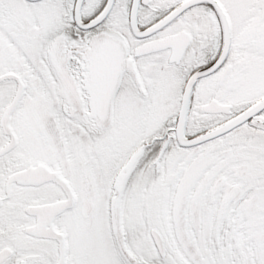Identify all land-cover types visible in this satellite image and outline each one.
Here are the masks:
<instances>
[{
    "label": "flooded vegetation",
    "instance_id": "af4514ba",
    "mask_svg": "<svg viewBox=\"0 0 264 264\" xmlns=\"http://www.w3.org/2000/svg\"><path fill=\"white\" fill-rule=\"evenodd\" d=\"M189 1L0 0V36L6 46L15 48L14 38L19 37L33 48V60L26 59L23 65H14L9 57L2 61L0 55V264H91V247L80 241L79 227L98 215V199L108 206L119 171L110 168L114 131L124 143L122 149L130 137L146 132L159 133L164 141L175 137L180 103L194 75L213 69L194 87L186 128L189 139L237 118L264 98L262 91L243 103L234 102L242 73L253 71L250 64L263 66L264 1L247 0L250 10L238 23L228 0H218L232 23V46L226 57L220 14L207 2L184 7ZM115 48L120 63L116 76L111 74L115 67L108 64L114 63ZM35 90L46 92L55 102L60 132L45 119L36 130L26 118ZM201 90L211 95L200 106L196 100ZM212 102L229 108L210 112L205 108ZM94 104L100 106L93 111ZM263 122L264 111L241 128L254 127L257 132ZM228 136L218 140L224 142ZM35 142L41 153L34 149ZM142 142L135 139L132 152ZM160 150V145L154 148L133 182ZM220 163L224 164L215 165ZM234 170L226 171L217 185L222 181L225 187ZM93 171L97 174L90 177ZM259 175L257 182L262 183L264 170ZM92 185L103 186L95 188H103L102 198L95 199ZM235 185L242 189V198L254 190L249 180ZM229 190L218 188L214 200L221 196L227 200ZM104 216L117 262L126 264L114 248L108 208ZM131 239L139 251L134 253L138 262L143 252L128 235L129 244Z\"/></svg>",
    "mask_w": 264,
    "mask_h": 264
},
{
    "label": "rangeland",
    "instance_id": "374dc122",
    "mask_svg": "<svg viewBox=\"0 0 264 264\" xmlns=\"http://www.w3.org/2000/svg\"><path fill=\"white\" fill-rule=\"evenodd\" d=\"M264 1V0H261ZM247 0H228L230 9L234 10V20L240 23V21L247 16L249 8H247ZM261 7H264V2ZM260 7V8H261ZM249 9V10H248ZM257 12V10H256ZM235 23V22H234ZM250 34V32H248ZM251 37V35H250ZM3 36H0V55L2 61H5V57H9L10 61L14 65H23L22 62L26 59H32V50L30 48V42L19 37H15V48H9L6 46ZM6 50V51H5ZM2 61L0 60V66ZM35 65L39 66L36 59ZM17 63V64H15ZM26 63V62H25ZM24 63V64H25ZM253 71H249L246 78H244L240 84L238 90L237 99H234L235 103H243L244 101L255 97L258 93L264 91V60L262 64L251 66ZM259 70V71H256ZM32 80L36 82L37 78L32 76ZM237 86V85H236ZM234 86V87H236ZM40 88V87H39ZM211 89H209L210 91ZM211 94H208L206 90H201L198 93L196 102H200V106L209 99ZM32 99L26 106V118H29L36 130L37 124L45 119L49 120L56 129L60 132L62 130V123L60 121L59 110L52 100L50 95L44 91L35 90L30 96ZM239 108V107H237ZM240 109V108H239ZM219 120V119H218ZM117 124L115 121L114 128ZM147 133V132H146ZM146 133H144L146 135ZM119 132L116 129L112 138V159L111 163L113 170L120 169L126 156L132 152V145L134 138L139 142L143 141L144 136L136 138L130 137L125 149H122L124 143L121 137L118 136ZM216 145V146H214ZM41 145L34 143V149L38 152H42ZM223 149V158L220 162L228 164L226 171L230 168L236 167L234 175L230 177L229 183L225 189H229L232 185L239 183L240 181L249 180L252 187L258 186L250 197L248 203L239 206V210L234 215L229 213V208L224 211V201L222 196L219 200V206L217 207V213L210 212V201H213L212 187H208L212 183L211 178L215 172L204 179H200L201 185L198 187L195 185L198 198L193 199L188 197L187 193L190 189V183L197 176L202 168L208 163H212V156L215 155V151ZM264 148V137L258 135L249 127H243L235 131L232 135L228 136L224 142L216 143L204 147L194 152H176L175 149L169 152V164L168 177L169 187L173 185V181L176 176L181 173L184 175L186 182L180 191V197L176 209L175 227L178 229L179 247L182 248L184 259L192 264H264V181L257 182L256 177H260V173L264 170V152L259 149ZM260 153H262L260 155ZM202 157V158H201ZM211 158L208 160V158ZM205 158V159H204ZM240 163L241 166H236L235 163ZM192 164L190 170L185 168V165ZM222 165L216 164L217 167ZM177 168V169H176ZM214 168V166H210ZM176 169V170H172ZM190 171V172H189ZM225 171V172H226ZM175 174H173V173ZM202 172H205L202 170ZM190 173V174H189ZM97 173L90 172V177H95ZM217 175V173H216ZM165 178V177H164ZM164 178H161V185H163L159 191L156 183L144 185L139 187L140 181H135L134 191L141 195L133 193V199L130 204L132 211L125 212L122 216H119V220L116 222V229L120 231H127L136 241L140 243V248L143 254L148 257H156L157 253L150 238L148 237V231L150 228V212L148 208H154V203H160V209L164 208V201L168 199L167 185L165 186ZM223 178V177H222ZM256 180V184H253V180ZM252 180V181H251ZM216 182V181H215ZM214 182L212 186H214ZM103 186L92 185L91 191L95 194V199L102 198L99 193H102ZM229 187V188H228ZM160 194V196L158 195ZM207 195L211 200H203L202 196ZM143 201L144 208L140 205ZM145 203V205H144ZM241 203V202H240ZM239 203V204H240ZM102 204V205H101ZM104 200L97 201L98 215L92 220L91 223L81 222L79 227V239L81 242H88L91 249L90 254L93 262L91 264H119L114 255L112 247L110 245V239L106 234L108 224L107 219L104 216V211L107 207ZM224 208V209H223ZM231 210V209H230ZM229 214L232 215L236 225L233 232V238H230L225 234V230H228L230 223ZM155 216V214H153ZM164 217L168 218L167 215ZM163 217V219H164ZM162 219V221H163ZM174 219V218H173ZM164 235L170 240V245L173 248L174 253L177 256L169 255L165 259L153 261L156 264H187L182 260V256L176 250V243L178 240L175 237L176 243L172 240L170 233L173 232V228L170 227L169 222H164V228L161 229ZM86 232H89L86 234ZM242 232H244L245 238L243 239ZM224 234V236H223ZM234 235H237L234 237Z\"/></svg>",
    "mask_w": 264,
    "mask_h": 264
},
{
    "label": "water",
    "instance_id": "95a60500",
    "mask_svg": "<svg viewBox=\"0 0 264 264\" xmlns=\"http://www.w3.org/2000/svg\"><path fill=\"white\" fill-rule=\"evenodd\" d=\"M209 2L212 4V6L215 7V9L219 12L224 27H225V36H226V47H225V54L224 57L228 55V52L231 48V41H232V31H231V24L229 17L226 13V11L223 9V7L220 5L219 2L215 0H192L189 1L187 4H185L184 7L188 6H194L196 4L202 3V2ZM183 7V8H184ZM182 8V9H183ZM181 9V10H182ZM166 24V23H165ZM164 24V25H165ZM163 25V26H164ZM92 26V25H91ZM162 27V26H161ZM119 49L115 48L114 49V63L110 62L108 63L109 66H114L115 68L113 69V74L116 76L117 72V65H120L119 63ZM213 72V69L208 70L204 72L203 74H198L194 76L190 82L188 83L186 90H185V95L182 101L181 105V111L179 115V120H178V127H177V139L178 143L181 147L183 148H193L196 146H200L204 143L210 142L211 140H214L216 138L222 137L231 131L237 129L238 127L244 125L247 123L249 120L255 118L259 113H261L264 110V99L257 103L254 107L249 109L247 112L242 114L240 117L230 121L224 126H221L220 128L210 132L209 134L203 135L197 139L194 140H188L185 137V128H186V122H187V116H188V109L190 105V100H191V95H192V90L193 86L196 83L197 79L200 77H205L207 75H210ZM110 75V72H107ZM116 79L114 80V82ZM100 105L94 104L91 105V108L94 109L99 107ZM210 109H218L220 112H223L226 108H222L220 106H217L215 103H213L211 106H209ZM145 152V147L140 148L137 153L134 154V156L131 158V160L128 162L126 167L121 171L119 174L116 183H115V195L113 197L112 201V217L114 220V226H116V222L119 220V216H122V210H123V197L126 191V186H127V181L133 171V168L137 164L138 160L141 159L144 155ZM116 233L120 242L119 248L121 252L123 251L122 245H123V235L122 231L116 229ZM152 238L154 241L155 246L159 250V252L162 254V257H164V250H165V242L164 238L159 234L158 231H152Z\"/></svg>",
    "mask_w": 264,
    "mask_h": 264
}]
</instances>
